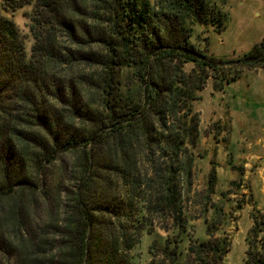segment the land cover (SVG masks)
I'll use <instances>...</instances> for the list:
<instances>
[{
  "label": "trees",
  "instance_id": "16d2710c",
  "mask_svg": "<svg viewBox=\"0 0 264 264\" xmlns=\"http://www.w3.org/2000/svg\"><path fill=\"white\" fill-rule=\"evenodd\" d=\"M34 2L29 55L5 11ZM223 19L208 0L0 1V264H136L156 218L177 236L147 264L223 257V238L182 257L193 101L229 64L192 38ZM245 56L264 66V38Z\"/></svg>",
  "mask_w": 264,
  "mask_h": 264
},
{
  "label": "rangeland",
  "instance_id": "374dc122",
  "mask_svg": "<svg viewBox=\"0 0 264 264\" xmlns=\"http://www.w3.org/2000/svg\"><path fill=\"white\" fill-rule=\"evenodd\" d=\"M208 1L224 19L221 28L217 24L195 25L192 40L196 48L227 63L248 60L245 54L264 38V0ZM34 11L35 2L5 11L17 23L29 55L34 36L33 20L28 13ZM243 62L222 64L220 69L213 70L193 101L200 120L193 147L192 183L190 188L182 183L187 217L183 260L190 246L223 238L229 248L215 264L264 263V122L251 107L238 105L230 94L232 85L264 66L248 68ZM192 67L193 63L185 66L188 71ZM44 211L38 208L39 214ZM39 226L40 232L44 225ZM47 231H55L53 237L61 228L50 226ZM105 231L102 229V233ZM59 235L56 236L60 241ZM176 236L174 230L162 227L156 218L152 231L142 234L129 255L136 264L163 259L166 241Z\"/></svg>",
  "mask_w": 264,
  "mask_h": 264
},
{
  "label": "crops",
  "instance_id": "0c3cea01",
  "mask_svg": "<svg viewBox=\"0 0 264 264\" xmlns=\"http://www.w3.org/2000/svg\"><path fill=\"white\" fill-rule=\"evenodd\" d=\"M231 97L242 108L251 107L264 122V68L251 71L232 85Z\"/></svg>",
  "mask_w": 264,
  "mask_h": 264
},
{
  "label": "water",
  "instance_id": "95a60500",
  "mask_svg": "<svg viewBox=\"0 0 264 264\" xmlns=\"http://www.w3.org/2000/svg\"><path fill=\"white\" fill-rule=\"evenodd\" d=\"M245 60H246V58H242V59H238V60L229 61L228 63H238V62H243Z\"/></svg>",
  "mask_w": 264,
  "mask_h": 264
}]
</instances>
